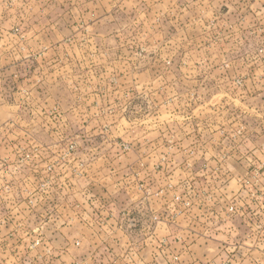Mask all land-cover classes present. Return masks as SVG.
Returning <instances> with one entry per match:
<instances>
[{"label":"rangeland","instance_id":"374dc122","mask_svg":"<svg viewBox=\"0 0 264 264\" xmlns=\"http://www.w3.org/2000/svg\"><path fill=\"white\" fill-rule=\"evenodd\" d=\"M22 3L15 0V8ZM24 3L33 12V29L60 22L59 32L47 33L59 43L31 51V79L24 89L22 82L11 81L0 82V88L7 84L6 99L20 104L16 119L31 123L29 135H24L48 142L40 189L51 194L55 184L62 182L64 191L75 186L78 194L73 198H79L74 211L81 223L99 218L97 204L107 175L119 178L118 188L123 175L132 178L147 165L161 172L164 185L169 181L177 187L192 177L191 190L225 187L230 168L238 169L240 204L247 193L264 197L261 167L252 168V175L239 162L264 147L262 0L253 5L247 0ZM90 7L97 15L86 12ZM38 12H58L59 17L41 18ZM209 12L221 14L215 19ZM16 126H4L0 145L8 136H23ZM45 147H14L18 158L8 169L20 176L11 183L22 185L23 170L38 168ZM212 155L218 159H210ZM12 185L4 182L3 195L13 193ZM229 206L237 211L234 203L227 210ZM24 211L15 208L8 215L12 223H0V250H25V242L5 240L12 233L14 238L27 237ZM47 212V227L40 228L45 227L48 237L56 227V214Z\"/></svg>","mask_w":264,"mask_h":264},{"label":"crops","instance_id":"0c3cea01","mask_svg":"<svg viewBox=\"0 0 264 264\" xmlns=\"http://www.w3.org/2000/svg\"><path fill=\"white\" fill-rule=\"evenodd\" d=\"M20 1L22 6L15 8V0H0V82H22L24 89L25 81L31 79V51L55 47L59 42L48 39L47 33L59 32L60 22L49 28L42 25L33 29L30 25L33 12L26 10L25 0ZM95 1L100 6L102 0ZM254 1L247 0L252 5ZM94 10L90 7L86 12L95 14ZM38 13L41 18L57 14L59 17L58 12ZM220 14L208 13L215 19ZM6 93L7 84L0 88V133L11 124L21 128L23 136H8L0 145V223L11 224L8 215L15 208H22L25 209L22 223L30 227L23 239L7 234V241L25 242V250L22 253L15 249L0 250V264H264V197L260 200L246 192L240 204L243 187L238 169L230 168L225 187L193 186V190L192 177L182 179L177 187L170 186L169 181L164 185L161 172L147 164L142 170L136 169L132 178L123 175L125 181H119L118 188L119 178L107 175L108 182L102 185L97 204L99 218L89 224L81 223L74 211L79 198L75 186L64 191L62 182L55 184L51 187L54 195L40 189L45 178L41 160L46 159L48 142L24 135H29L31 123L22 117L16 119L20 104L7 100ZM32 143L45 147L38 168L24 169L22 185H15L11 180L20 174L16 169H8L18 158L14 147ZM52 143L56 146V142ZM210 159L217 160L218 156L212 155ZM149 160L147 157L146 161ZM239 162L252 175V168L261 167L264 179V147L243 156ZM5 181L13 184V193L8 196L3 195ZM64 192L69 196H64ZM230 202L236 205L234 213L227 210ZM50 209L56 214V227L47 237L44 228ZM41 224L45 225L43 230ZM26 239L40 245L27 244Z\"/></svg>","mask_w":264,"mask_h":264},{"label":"built area","instance_id":"2783aa9c","mask_svg":"<svg viewBox=\"0 0 264 264\" xmlns=\"http://www.w3.org/2000/svg\"><path fill=\"white\" fill-rule=\"evenodd\" d=\"M228 211H229L230 213L234 212V211H235L234 206H229ZM155 219H157V217H155ZM113 264H114V263H113Z\"/></svg>","mask_w":264,"mask_h":264}]
</instances>
